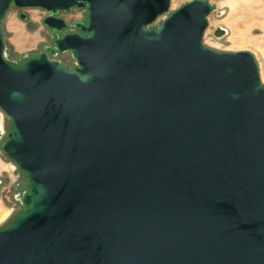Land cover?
I'll list each match as a JSON object with an SVG mask.
<instances>
[{
	"label": "water",
	"instance_id": "1",
	"mask_svg": "<svg viewBox=\"0 0 264 264\" xmlns=\"http://www.w3.org/2000/svg\"><path fill=\"white\" fill-rule=\"evenodd\" d=\"M170 2L0 0V156L29 189L0 264H264L258 62L204 43L215 0ZM12 6L44 11L52 39L19 62Z\"/></svg>",
	"mask_w": 264,
	"mask_h": 264
},
{
	"label": "rangeland",
	"instance_id": "2",
	"mask_svg": "<svg viewBox=\"0 0 264 264\" xmlns=\"http://www.w3.org/2000/svg\"><path fill=\"white\" fill-rule=\"evenodd\" d=\"M190 0H171L170 11H173ZM216 9L208 17V27L204 43L214 49L223 51H248L258 62L260 80L264 84V0H215ZM26 16L25 20L20 14ZM46 13L38 9L19 10L11 7L2 21L6 56L10 61H17L21 56H30L50 46V33L41 24ZM69 24L84 19L81 9L60 14ZM160 18L152 27L159 25ZM218 28L226 33L220 37L214 35ZM62 65L74 69L75 63L70 54L56 58ZM1 120V117H0ZM1 124V122H0ZM3 131L0 127V136ZM27 180L15 167L0 156V221L12 209L23 208L21 199L29 189Z\"/></svg>",
	"mask_w": 264,
	"mask_h": 264
},
{
	"label": "built area",
	"instance_id": "3",
	"mask_svg": "<svg viewBox=\"0 0 264 264\" xmlns=\"http://www.w3.org/2000/svg\"><path fill=\"white\" fill-rule=\"evenodd\" d=\"M82 12H84V10H81ZM84 16H85V12H84ZM85 18V17H84ZM84 20H80V21H77V22H83ZM76 22H73L72 24H70V25H74ZM67 24H69L68 22H67ZM31 56V55H30ZM24 57H26V56H22V57H19L18 58V60L17 61H14V62H19L20 60H22V58H24ZM75 67V66H74Z\"/></svg>",
	"mask_w": 264,
	"mask_h": 264
},
{
	"label": "flooded vegetation",
	"instance_id": "4",
	"mask_svg": "<svg viewBox=\"0 0 264 264\" xmlns=\"http://www.w3.org/2000/svg\"><path fill=\"white\" fill-rule=\"evenodd\" d=\"M63 19V18H62ZM84 20V19H83ZM66 23H67V21L66 20H64ZM47 31L49 32V30L47 29ZM50 33V32H49ZM50 38H51V34H50ZM51 44H52V39H51ZM50 44V45H51ZM44 48V47H43ZM40 53V52H39ZM38 54V53H37ZM37 54H33V55H31V56H35V55H37ZM60 55H63V54H58L56 57H55V59L58 57V56H60Z\"/></svg>",
	"mask_w": 264,
	"mask_h": 264
},
{
	"label": "bare ground",
	"instance_id": "5",
	"mask_svg": "<svg viewBox=\"0 0 264 264\" xmlns=\"http://www.w3.org/2000/svg\"><path fill=\"white\" fill-rule=\"evenodd\" d=\"M1 122V120H0ZM9 214L4 215V217L1 218L0 224L3 223L7 218H8Z\"/></svg>",
	"mask_w": 264,
	"mask_h": 264
},
{
	"label": "crops",
	"instance_id": "6",
	"mask_svg": "<svg viewBox=\"0 0 264 264\" xmlns=\"http://www.w3.org/2000/svg\"><path fill=\"white\" fill-rule=\"evenodd\" d=\"M22 57V56H21Z\"/></svg>",
	"mask_w": 264,
	"mask_h": 264
}]
</instances>
